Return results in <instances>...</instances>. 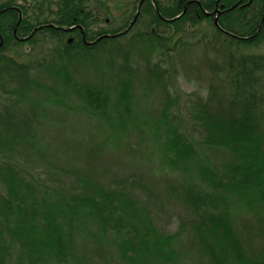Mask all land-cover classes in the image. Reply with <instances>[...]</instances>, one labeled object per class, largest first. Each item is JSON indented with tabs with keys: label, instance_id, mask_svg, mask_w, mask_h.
Here are the masks:
<instances>
[{
	"label": "trees",
	"instance_id": "obj_1",
	"mask_svg": "<svg viewBox=\"0 0 264 264\" xmlns=\"http://www.w3.org/2000/svg\"><path fill=\"white\" fill-rule=\"evenodd\" d=\"M138 89L185 173L160 189L104 161L125 157ZM53 105L100 134L65 139ZM189 260L264 264V0H0V264Z\"/></svg>",
	"mask_w": 264,
	"mask_h": 264
},
{
	"label": "rangeland",
	"instance_id": "obj_2",
	"mask_svg": "<svg viewBox=\"0 0 264 264\" xmlns=\"http://www.w3.org/2000/svg\"><path fill=\"white\" fill-rule=\"evenodd\" d=\"M142 2V1H141ZM139 3V6L141 5ZM22 3V2H21ZM138 9V8H137ZM120 23H115V25H119ZM114 24H112L113 26ZM49 45L47 46H40L37 47L35 53L39 54L40 52L46 51ZM25 60V59H24ZM93 82H95V78L93 77ZM49 86V84H45ZM201 85L197 87L194 82L190 80H181L179 81V90L181 89L183 93H192L197 89L201 91L204 87ZM60 94L63 97L62 99L65 101V105H69V102L74 100V104L82 106L80 99H74L71 96V92L67 87L60 90ZM161 101V97L158 94H141V91L136 92L134 95V107L132 113V125H138L134 128L130 126V132L125 139V143L122 146V152H124L125 157L122 159L118 158L117 152L113 151L111 148V153L108 155L104 161H124L125 166H131L132 168L139 169L141 168V172L149 179L150 183H154L158 186V188H162L163 182L168 178H173L174 176L177 177L178 175L184 176L185 173L182 169L176 166H172L171 164L167 163L163 160L164 154L161 152L160 144L161 138L155 137L152 135L151 130H156V128H152L151 125L153 124V120H155L153 112L157 105ZM72 106V105H71ZM53 109H56L53 112L60 118H65L67 120V124L73 130L68 131L65 135V139L69 140L70 138L74 139L73 136H76L79 141H86L90 139L91 135H99L100 130L98 128V121L101 120V117H98V114L95 112L89 113L85 110L77 109H70L67 108L66 110H62L59 108L58 105H53ZM59 109V110H58ZM111 113V111H109ZM72 132H75L72 134ZM50 143V142H49ZM48 146V144H45ZM49 147V146H48ZM200 158L198 159L200 162L208 161L210 159L209 151L206 150L204 147L198 149ZM211 163V161H208ZM223 162V161H219ZM134 164V165H133ZM136 164V165H135ZM222 163L218 164L217 166L221 165ZM216 165L215 167L218 168ZM219 169V168H218ZM45 210V207L41 208ZM178 212V211H177ZM71 215V214H70ZM132 214H130L131 216ZM155 216V224L156 226L163 231V229L167 230L168 232H172L175 229V224L173 220H166L164 217L161 218L156 213ZM77 219V218H76ZM82 240L80 241V244ZM176 245V243H175ZM175 248V247H174ZM121 264H123L121 262ZM179 264H192L189 261H182Z\"/></svg>",
	"mask_w": 264,
	"mask_h": 264
}]
</instances>
